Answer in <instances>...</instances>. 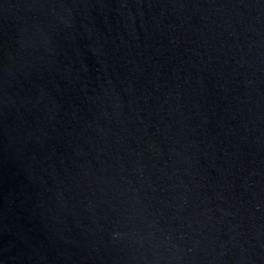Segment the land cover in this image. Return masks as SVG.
Masks as SVG:
<instances>
[{"label":"water","instance_id":"water-1","mask_svg":"<svg viewBox=\"0 0 264 264\" xmlns=\"http://www.w3.org/2000/svg\"><path fill=\"white\" fill-rule=\"evenodd\" d=\"M0 264H264V0H0Z\"/></svg>","mask_w":264,"mask_h":264}]
</instances>
